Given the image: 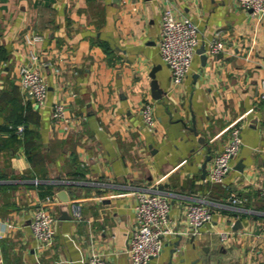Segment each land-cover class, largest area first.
<instances>
[{"label": "crops", "instance_id": "crops-1", "mask_svg": "<svg viewBox=\"0 0 264 264\" xmlns=\"http://www.w3.org/2000/svg\"><path fill=\"white\" fill-rule=\"evenodd\" d=\"M168 1L197 23L199 47L217 32L224 43L206 64L197 49L179 84L158 43ZM35 34L42 38L29 43ZM0 45L8 50L0 61V264H86L95 253L129 264L145 190L172 203L173 232L149 264H264V15L238 0H0ZM31 50L49 86L41 107L21 86ZM144 100L154 103V130L140 114ZM55 101L69 124L54 118ZM20 118L27 134L12 131ZM234 126L241 149L225 181L214 182V156ZM198 201L214 218L194 235L186 208ZM39 206L56 217L48 244L30 226ZM220 230L229 232L224 240Z\"/></svg>", "mask_w": 264, "mask_h": 264}, {"label": "built area", "instance_id": "built-area-1", "mask_svg": "<svg viewBox=\"0 0 264 264\" xmlns=\"http://www.w3.org/2000/svg\"><path fill=\"white\" fill-rule=\"evenodd\" d=\"M244 8L255 15H264V0H238ZM219 32L209 39L206 47L208 54H215L223 49V41ZM42 38L41 34L27 35L26 40L33 43ZM159 50L164 62L171 70L173 84L181 83L190 73L195 53L201 43L199 27L188 15L178 14L172 2L168 1L162 13V27L159 32ZM22 88L32 97L38 107L47 103L49 86L41 69L39 54L35 50L29 52V59L20 68ZM261 98L264 99V76L261 78ZM53 116L60 122L69 124L71 118L67 115L64 102L55 101L52 104ZM139 111L145 126L154 130L157 119L154 115V103L144 100L139 105ZM25 129L23 123L16 126L21 133ZM243 138L239 126L232 127L224 149L214 156L209 178L214 182H224L233 166V158L239 153ZM235 202H242L243 196L238 190L231 191ZM48 195L47 199L52 200ZM172 203L169 196L160 190H145L138 194L135 203L136 226L132 229L129 239V264H149L160 255L165 247L166 236L173 232L171 222ZM75 217H82V205H73ZM186 218L191 232L202 233V228L214 218L212 210L203 202H190L186 208ZM55 215L48 206H39L30 220L32 232L39 241L48 244L55 237ZM177 232V231H176ZM221 239L227 238L229 232L220 230ZM86 264H116L112 259L95 253L89 257Z\"/></svg>", "mask_w": 264, "mask_h": 264}, {"label": "trees", "instance_id": "trees-1", "mask_svg": "<svg viewBox=\"0 0 264 264\" xmlns=\"http://www.w3.org/2000/svg\"><path fill=\"white\" fill-rule=\"evenodd\" d=\"M8 59V50L7 48L4 46V45H0V61H5ZM19 123H24V119L23 118H20V119H17L16 120V123H14L15 125H13V128H12V131H15L16 129V126L19 124ZM24 132L27 134L28 133V130L26 128V125H25V130ZM24 133V134H25ZM13 137H15V139L17 138L19 140V137H18V134L17 132H13ZM40 187L44 188L43 190V194H47V193H54L55 189H54V184H49V183H41L40 184Z\"/></svg>", "mask_w": 264, "mask_h": 264}, {"label": "water", "instance_id": "water-1", "mask_svg": "<svg viewBox=\"0 0 264 264\" xmlns=\"http://www.w3.org/2000/svg\"><path fill=\"white\" fill-rule=\"evenodd\" d=\"M198 51L200 53H202V58H203L204 64H206L207 63V60H208V54L206 52V46H205V44H203L201 47H199L198 48ZM156 67H154L153 70H152V72H151V75L153 77V80H152V90H153V95L154 96H160L161 95V90L159 89L158 80H157L156 74H155ZM63 193H64V191L60 192V194H63ZM63 213L65 215L67 214V212L65 210H63ZM238 223H240V221H238Z\"/></svg>", "mask_w": 264, "mask_h": 264}]
</instances>
